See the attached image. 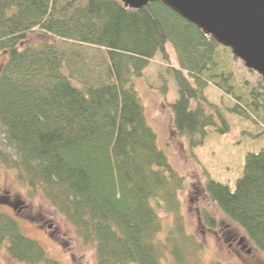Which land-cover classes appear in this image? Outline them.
I'll return each instance as SVG.
<instances>
[{"label":"trees","instance_id":"trees-1","mask_svg":"<svg viewBox=\"0 0 264 264\" xmlns=\"http://www.w3.org/2000/svg\"><path fill=\"white\" fill-rule=\"evenodd\" d=\"M168 49L176 64L168 67L176 87L170 131L190 157L209 131L228 133L226 114L264 132V84L245 80L229 48L163 4L0 0V164L28 198L66 220L96 264H225L206 263L203 242L188 232L186 179L159 146L134 87L156 57L169 63ZM202 174L199 229L217 237L212 206L240 230L237 245L264 254V151L245 156L234 188ZM7 206L3 194L0 251L21 264H60Z\"/></svg>","mask_w":264,"mask_h":264},{"label":"rangeland","instance_id":"rangeland-1","mask_svg":"<svg viewBox=\"0 0 264 264\" xmlns=\"http://www.w3.org/2000/svg\"><path fill=\"white\" fill-rule=\"evenodd\" d=\"M168 53L169 63L165 64L156 57L144 70L142 77L134 80V87L145 106L147 121L157 134L159 146L167 154L173 168L186 179L181 200L187 230L203 242V260L206 263L220 260L225 264H264V254L236 244L240 241V230L228 225L227 220L214 207L209 206L220 223L217 237L208 230L201 231L197 220V209L206 204L202 192V170L209 178L234 188L235 181L242 174L245 156L264 151V132L254 123L226 114L228 133L219 135L215 131H209L203 145L194 150L195 159L190 157L184 143L170 131L167 104L176 99V87L168 73V67L176 64L170 49ZM235 69L253 85L262 83L261 77L247 70L241 61L235 62ZM206 95L212 103H219V94L213 88H207ZM26 193V189L16 182L14 172L0 164V196H8L11 206H7L6 210L17 219L22 231L38 241L48 256L58 260L60 264H96L94 251L81 243L66 220L42 198L31 199ZM0 264L21 263L12 261L0 251ZM163 264H173V261L167 257Z\"/></svg>","mask_w":264,"mask_h":264},{"label":"water","instance_id":"water-1","mask_svg":"<svg viewBox=\"0 0 264 264\" xmlns=\"http://www.w3.org/2000/svg\"><path fill=\"white\" fill-rule=\"evenodd\" d=\"M139 10L159 2L229 48L264 84V0H119Z\"/></svg>","mask_w":264,"mask_h":264}]
</instances>
